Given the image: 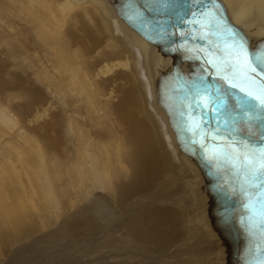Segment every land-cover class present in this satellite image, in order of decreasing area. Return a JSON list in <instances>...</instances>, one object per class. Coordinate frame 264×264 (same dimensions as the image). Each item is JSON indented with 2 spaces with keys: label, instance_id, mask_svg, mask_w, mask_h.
Instances as JSON below:
<instances>
[{
  "label": "bare ground",
  "instance_id": "obj_1",
  "mask_svg": "<svg viewBox=\"0 0 264 264\" xmlns=\"http://www.w3.org/2000/svg\"><path fill=\"white\" fill-rule=\"evenodd\" d=\"M218 1L263 48L264 0ZM118 5L0 0V264H241L172 126L195 65Z\"/></svg>",
  "mask_w": 264,
  "mask_h": 264
},
{
  "label": "water",
  "instance_id": "obj_2",
  "mask_svg": "<svg viewBox=\"0 0 264 264\" xmlns=\"http://www.w3.org/2000/svg\"><path fill=\"white\" fill-rule=\"evenodd\" d=\"M117 13L147 42L195 65L189 81L173 74L170 115L177 141L205 175L219 226L242 246L241 264H264V184L253 187L233 153L245 141L264 146V110L254 109L256 118L249 120L253 112L246 113L243 93L229 87L218 67L228 59L229 30L253 55L264 47L251 49L218 0H119Z\"/></svg>",
  "mask_w": 264,
  "mask_h": 264
},
{
  "label": "snow or ice",
  "instance_id": "obj_3",
  "mask_svg": "<svg viewBox=\"0 0 264 264\" xmlns=\"http://www.w3.org/2000/svg\"><path fill=\"white\" fill-rule=\"evenodd\" d=\"M229 40L228 59L218 66L225 73L221 78L229 87L243 93L245 111L253 112V115L248 116L252 120L256 118L254 109L264 110V49L253 55L244 39L231 30ZM233 153L242 162L241 166L247 172L249 183L253 187L257 186L256 182L264 184V146L252 147L245 141L242 143V150L233 149Z\"/></svg>",
  "mask_w": 264,
  "mask_h": 264
},
{
  "label": "rangeland",
  "instance_id": "obj_4",
  "mask_svg": "<svg viewBox=\"0 0 264 264\" xmlns=\"http://www.w3.org/2000/svg\"><path fill=\"white\" fill-rule=\"evenodd\" d=\"M101 214H102V213H101ZM103 214H104V213H103ZM103 214H102V215H103ZM102 217H103V216H102ZM47 244L49 245V243H48V242H47ZM41 245H42V246H44V243H43V244H41Z\"/></svg>",
  "mask_w": 264,
  "mask_h": 264
}]
</instances>
